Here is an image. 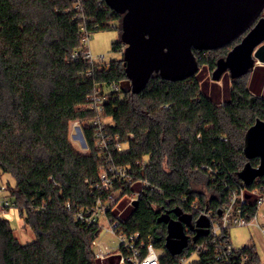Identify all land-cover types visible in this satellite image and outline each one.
Masks as SVG:
<instances>
[{
  "label": "trees",
  "instance_id": "trees-1",
  "mask_svg": "<svg viewBox=\"0 0 264 264\" xmlns=\"http://www.w3.org/2000/svg\"><path fill=\"white\" fill-rule=\"evenodd\" d=\"M81 5L79 10L74 0H0V174L14 177V185H7L9 197L34 235L20 242L0 215V264H100L92 249L100 225L87 224L76 213L105 199L94 185L106 157L88 125L83 128L87 152L69 138L70 122L91 116L87 104L96 91L108 95L105 131L123 143L111 158L131 177L115 181L114 189L131 194L134 182L149 183L139 190L138 206L120 215V231L138 232L145 242L152 236L164 249L161 264H178L199 244L203 249L188 264H238L240 254L258 264L254 247L247 245L224 251L217 261V250L230 243L229 229L214 237L210 225L196 226L203 212L220 216L231 189L264 187V176L250 183L238 176L247 161L259 163L244 156V136L256 119L264 120V99L251 90L250 71L230 78L227 101L203 92L199 70L177 80L154 72L139 92L124 89L126 45L113 44L122 51L120 59L89 63L81 43L82 24L90 33L111 26L121 32L122 15L105 0H81ZM245 33L212 50L218 56L207 58V51L193 49L198 65L213 71ZM113 83L117 90L104 89ZM251 201L248 217L254 213ZM182 215L191 218V226L183 222L187 243L172 253L166 247L168 222ZM116 256L118 264H130Z\"/></svg>",
  "mask_w": 264,
  "mask_h": 264
},
{
  "label": "water",
  "instance_id": "water-1",
  "mask_svg": "<svg viewBox=\"0 0 264 264\" xmlns=\"http://www.w3.org/2000/svg\"><path fill=\"white\" fill-rule=\"evenodd\" d=\"M120 13L123 66L133 92H139L156 72L165 79H184L198 72L193 49L210 51L232 42L243 34L226 54L219 58L212 78L219 80L224 71L231 77L251 71L257 62L264 63V0H105ZM254 25H252V23ZM252 25V26H251ZM243 154L257 157L252 166L247 161L238 176L245 183L264 176V120L256 121L244 136ZM138 199L132 201L137 207ZM182 215L169 220L166 247L180 252L187 243ZM191 222V220H190ZM202 215L196 226L207 227Z\"/></svg>",
  "mask_w": 264,
  "mask_h": 264
},
{
  "label": "built area",
  "instance_id": "built-area-1",
  "mask_svg": "<svg viewBox=\"0 0 264 264\" xmlns=\"http://www.w3.org/2000/svg\"><path fill=\"white\" fill-rule=\"evenodd\" d=\"M75 7L82 10L81 0H74ZM79 16V14L77 15ZM83 31V37L81 39L83 53L89 63L104 62L102 61L103 56L99 57V60H95L93 54L89 48L90 32L86 29L85 25H81ZM77 52H74L72 56H76ZM111 89L117 90L118 85L113 83ZM107 93L96 91L89 97L87 109L91 111V116L86 119H75L72 120L71 133L72 136L79 133L86 142L85 149H88V144L84 136V125H88L92 128L94 135V145L97 150L106 157V163L99 166L98 181L94 187L105 194L104 200L97 199L96 204L93 207L81 208L76 213V218L81 221L90 224L99 221V214L103 213L108 215V211H115L113 207L117 203L121 195V188L114 189V182L120 179L131 181V177L127 174L125 167L117 166L112 158L111 151H121L123 149V143L118 141L117 136L112 138L105 131L108 121H105L104 115V102L107 100ZM260 177H257L255 181H258ZM143 181L144 186H148L149 183L146 180ZM140 192L131 193V202L134 199H138ZM254 204V213L251 216L248 214V202ZM264 201V187L255 186L251 189L245 187L233 188L228 193V201L224 204L221 214L218 218L213 217L210 212H203V215L208 219L209 225L211 226V235L216 236L221 229H229L231 226H251L257 227L261 231H264V217L262 220L258 219V209ZM70 207V204H66ZM15 207V203L7 196L0 197V209L4 212V208ZM120 215L116 212L112 214V219L109 221V225L106 230L114 234L119 244L116 248H111L103 243H99L95 246V240L92 241V249L95 257L104 258L109 254L117 251L120 256L119 263H130V264H161L160 254L158 248L155 246L154 239L149 236L147 241L139 240V233H126L120 231L118 225L120 223ZM99 224V223H98ZM123 247L120 249L119 247ZM203 249V244H199L192 253H198ZM223 251L218 252L217 250V261L220 259L221 254L225 251L226 253L232 252L235 247L232 246L231 241L227 243L223 248ZM191 253V254H192ZM189 254V256L191 255ZM184 256L180 258L178 264H188L187 258ZM218 262L214 264H218ZM238 264H250L249 257L246 254L239 255Z\"/></svg>",
  "mask_w": 264,
  "mask_h": 264
},
{
  "label": "rangeland",
  "instance_id": "rangeland-1",
  "mask_svg": "<svg viewBox=\"0 0 264 264\" xmlns=\"http://www.w3.org/2000/svg\"><path fill=\"white\" fill-rule=\"evenodd\" d=\"M262 15L264 16V10L262 11ZM121 32L119 28L115 26H111L110 28L103 30H96L90 34L89 38V48L95 60H99L100 56H103L102 61L109 62L111 60H116L122 58V51L116 50L113 48V44L121 40L120 36ZM217 55V51H207L205 53V57L211 58ZM218 56V55H217ZM198 76L201 78L202 82V90L203 92L211 99L216 102L221 100L227 101L230 98L229 89H230V72L226 70L223 72L219 80L212 78V70L205 64L199 66ZM120 86L124 89H128L131 87L130 80H123L120 83ZM104 89L109 91L111 87L105 86ZM109 117H105V121H109ZM72 121L69 125V138L72 142L73 146L80 152H87L88 149H85L86 142L84 138L77 133L72 136L71 133ZM15 179L12 175L8 173L0 174V197L7 196L9 197L8 187L7 185H14ZM143 181H136L132 185L133 192H138L143 187ZM10 198V197H9ZM116 213L121 215V217H126L130 214L133 209V205L131 202V195L124 194L122 195L115 206L113 207ZM4 212H1L0 215L4 216L10 221V225L14 229V233L20 242L26 243L33 240L34 235L31 229L24 224L23 219L20 217L18 208H4ZM112 219V215H105L103 213L99 214V225L100 230L95 236V246L99 243H103L111 248H116L119 244L117 237L106 230V227L109 225V221ZM185 220L188 223H191L189 218L185 216ZM250 227L245 226H231L229 228V234L231 239V244L235 248L241 247L243 244L247 243L250 236ZM93 244V243H92ZM116 254L122 256L119 252L115 251ZM113 252V253H115ZM159 253H163L164 249L158 248ZM198 258L197 253H192L188 258L187 262L192 260H196ZM118 264V261L115 262Z\"/></svg>",
  "mask_w": 264,
  "mask_h": 264
},
{
  "label": "crops",
  "instance_id": "crops-1",
  "mask_svg": "<svg viewBox=\"0 0 264 264\" xmlns=\"http://www.w3.org/2000/svg\"><path fill=\"white\" fill-rule=\"evenodd\" d=\"M249 80L251 81V90L258 93L264 99V63L257 62L253 69L250 71ZM264 217V201L258 209V219L262 220ZM250 227V236L247 243L243 246L254 247L256 254L258 256V264H264V231H261L257 227ZM231 241V239H230ZM100 264H115L117 261L116 252L111 253L104 258H98Z\"/></svg>",
  "mask_w": 264,
  "mask_h": 264
}]
</instances>
